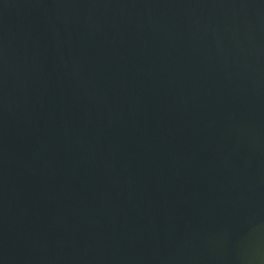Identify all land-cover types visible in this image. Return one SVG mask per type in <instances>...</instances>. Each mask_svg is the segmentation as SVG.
Listing matches in <instances>:
<instances>
[{"label": "water", "instance_id": "95a60500", "mask_svg": "<svg viewBox=\"0 0 264 264\" xmlns=\"http://www.w3.org/2000/svg\"><path fill=\"white\" fill-rule=\"evenodd\" d=\"M0 264H264V0H0Z\"/></svg>", "mask_w": 264, "mask_h": 264}]
</instances>
